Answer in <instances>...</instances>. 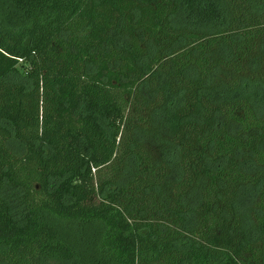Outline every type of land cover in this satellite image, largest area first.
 Instances as JSON below:
<instances>
[{
  "label": "trees",
  "instance_id": "1",
  "mask_svg": "<svg viewBox=\"0 0 264 264\" xmlns=\"http://www.w3.org/2000/svg\"><path fill=\"white\" fill-rule=\"evenodd\" d=\"M0 264H264V0H0Z\"/></svg>",
  "mask_w": 264,
  "mask_h": 264
}]
</instances>
